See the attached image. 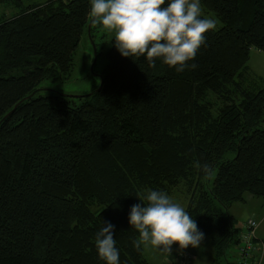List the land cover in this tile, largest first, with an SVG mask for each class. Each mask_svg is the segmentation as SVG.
<instances>
[{
    "label": "trees",
    "instance_id": "obj_1",
    "mask_svg": "<svg viewBox=\"0 0 264 264\" xmlns=\"http://www.w3.org/2000/svg\"><path fill=\"white\" fill-rule=\"evenodd\" d=\"M200 3L222 25L195 69L123 57L113 37L100 89L76 102L38 86L72 69L90 0H0L15 9L0 18V264H105L95 247L105 221L120 264H150L133 246L130 208L147 189L172 196L182 185L209 264H259L255 235L245 259L227 249L239 241L232 204L264 200V80L247 67L252 47L264 52V0Z\"/></svg>",
    "mask_w": 264,
    "mask_h": 264
},
{
    "label": "clouds",
    "instance_id": "obj_2",
    "mask_svg": "<svg viewBox=\"0 0 264 264\" xmlns=\"http://www.w3.org/2000/svg\"><path fill=\"white\" fill-rule=\"evenodd\" d=\"M91 23L106 33L114 34V46L123 57H144L149 67L161 60L176 72L196 64L206 33L216 29V21L202 16L200 0H90ZM200 168L211 175L208 164ZM137 198L142 203L131 206L129 225L138 232L133 241L137 249H156L168 257L173 244L182 252L189 246H201L204 234L180 203L164 191L145 190ZM114 225L103 222L95 235L98 258L105 264H120L113 235Z\"/></svg>",
    "mask_w": 264,
    "mask_h": 264
},
{
    "label": "rangeland",
    "instance_id": "obj_3",
    "mask_svg": "<svg viewBox=\"0 0 264 264\" xmlns=\"http://www.w3.org/2000/svg\"><path fill=\"white\" fill-rule=\"evenodd\" d=\"M22 1L24 4H28L33 1L38 2L42 0ZM201 8L203 17L212 18L217 22L216 29L222 25V22L213 11L206 9L202 5ZM14 11L15 9L5 8L4 5L0 4V18L4 13L10 14ZM96 27L91 37L88 35V32H82L78 47L73 56L72 69L65 74L66 78L43 80L38 86L39 89H50L72 96L76 99V102H79V96L90 94L97 89L100 83V76L104 73V69L108 63L107 50L111 45V39L114 37V34L106 33L99 25H96ZM93 47H95L96 55H94ZM247 67L249 79H257L256 77H259V79L264 80V52L252 47L249 52ZM211 98L218 101L215 96H211ZM182 188L183 185L181 186V190L177 191V188V193H174L171 197L174 201L185 207L187 195ZM229 212L234 217L235 227L239 229L237 234L239 241L232 243L228 247L227 257L229 260H241L240 250L244 246V239L241 235L245 232L249 219L258 222L255 233L259 238L264 239V200L262 197L246 193L244 200L234 202ZM187 249L190 251L193 260L196 261H193V264H209L211 262L213 249L208 236H204L200 247L193 248L189 246ZM179 251L178 245L173 244L171 255L168 257L166 254L151 247L144 248V254L150 264H170L171 256L173 257ZM259 264H264V257L261 258Z\"/></svg>",
    "mask_w": 264,
    "mask_h": 264
},
{
    "label": "built area",
    "instance_id": "obj_4",
    "mask_svg": "<svg viewBox=\"0 0 264 264\" xmlns=\"http://www.w3.org/2000/svg\"><path fill=\"white\" fill-rule=\"evenodd\" d=\"M258 225L253 219L247 221L245 232L241 235L244 239V246L241 249V255L245 259L249 255V251L252 248L251 239L255 235V230ZM170 264H192L191 257L188 252L182 251L176 253L173 257L171 256Z\"/></svg>",
    "mask_w": 264,
    "mask_h": 264
},
{
    "label": "crops",
    "instance_id": "obj_5",
    "mask_svg": "<svg viewBox=\"0 0 264 264\" xmlns=\"http://www.w3.org/2000/svg\"><path fill=\"white\" fill-rule=\"evenodd\" d=\"M263 253V255H262ZM260 254V255H259ZM259 255V258L261 259L264 257V239L259 238L255 233V243H254V250L251 252L250 257L255 261V258H257ZM262 255V256H261ZM195 261V260H194ZM196 262V261H195Z\"/></svg>",
    "mask_w": 264,
    "mask_h": 264
},
{
    "label": "water",
    "instance_id": "obj_6",
    "mask_svg": "<svg viewBox=\"0 0 264 264\" xmlns=\"http://www.w3.org/2000/svg\"><path fill=\"white\" fill-rule=\"evenodd\" d=\"M90 26H91V18H90V20H89V22H88V24H87V30H88V35L90 36V34H89V30H90ZM94 48V55H96V50H95V47H93ZM101 85H102V78H101V76H100V83H99V86L97 87V89H96V91L97 90H99L100 89V87H101ZM34 92H32L31 94H29L28 96H26L25 98H28V97H30L32 94H33ZM91 94V93H90ZM88 95V94H87ZM24 98V99H25ZM22 100H20V101H18L15 105H14V107L12 108V110H10L8 113H6L3 117H2V119H5L14 109H15V107L21 102Z\"/></svg>",
    "mask_w": 264,
    "mask_h": 264
}]
</instances>
